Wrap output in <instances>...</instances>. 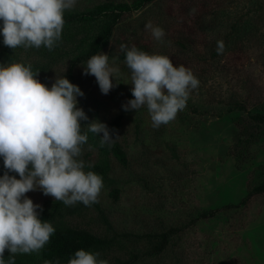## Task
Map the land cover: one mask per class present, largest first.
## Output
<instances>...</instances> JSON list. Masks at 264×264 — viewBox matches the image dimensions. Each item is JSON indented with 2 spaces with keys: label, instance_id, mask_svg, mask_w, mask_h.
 Returning a JSON list of instances; mask_svg holds the SVG:
<instances>
[{
  "label": "rangeland",
  "instance_id": "obj_1",
  "mask_svg": "<svg viewBox=\"0 0 264 264\" xmlns=\"http://www.w3.org/2000/svg\"><path fill=\"white\" fill-rule=\"evenodd\" d=\"M108 1L134 0H78L65 12ZM148 22L165 30L164 43L145 29ZM102 25L89 31L86 42ZM184 40L190 42L186 49ZM218 41L224 44L220 54ZM128 42L167 55L200 82L186 107L159 128L152 127L146 107H122L134 98L131 70L120 57V45ZM59 50L57 57L24 51L16 57L36 66L48 87L56 75L79 85L85 93L79 107L88 116L84 129L96 120L112 129L119 120L120 137L109 147L121 148L129 164L113 161L91 206H65L41 190L28 192L42 206L41 216L58 210L70 226L111 241L101 257L109 264H264V121L256 119L264 116V0H156L124 14L102 51L119 68L107 95L94 76L84 75L87 61L74 64L80 51L72 53L67 43ZM98 153L84 145L80 158L93 165ZM168 232V243L156 252L154 245Z\"/></svg>",
  "mask_w": 264,
  "mask_h": 264
},
{
  "label": "clouds",
  "instance_id": "obj_2",
  "mask_svg": "<svg viewBox=\"0 0 264 264\" xmlns=\"http://www.w3.org/2000/svg\"><path fill=\"white\" fill-rule=\"evenodd\" d=\"M77 2L0 0L3 44L12 49L45 47L52 51L62 38L65 11ZM145 29L164 43L162 27L148 22ZM120 48L131 70L134 97L122 105L123 109L138 111L146 107L154 128L174 120L186 107L190 91L199 86L198 78L186 66H174L167 55L126 44ZM223 50V41H218V54ZM84 65V75L94 76L102 94H109L119 72L109 63V55L100 52ZM37 76L30 65L0 63V159L5 169L0 175V264H15L17 254L39 252L56 232L52 223L40 218L42 206L34 203L28 192L41 190L65 206L78 202L91 206L98 202L103 188L102 176L86 171L92 165L80 158L88 141L81 121L88 120V116L79 107L78 97L85 93L65 75H56L51 87ZM87 130L101 138V147L111 146L120 137L99 120L90 123ZM5 250L10 253L7 262ZM99 256L98 252L79 249L67 264H109Z\"/></svg>",
  "mask_w": 264,
  "mask_h": 264
},
{
  "label": "trees",
  "instance_id": "obj_3",
  "mask_svg": "<svg viewBox=\"0 0 264 264\" xmlns=\"http://www.w3.org/2000/svg\"><path fill=\"white\" fill-rule=\"evenodd\" d=\"M154 1L156 0H134L132 4H129L128 2L108 1L100 4L93 10L78 13L65 12V24L62 33L67 34L63 35L64 38H61L60 41H65L62 42V44L67 43V47L72 49V53H74L75 50L80 51V56L76 59V62L74 63L75 65L80 61H87L91 56L99 54L110 45L113 39L114 28L121 22L124 14L143 10L148 4ZM97 23H103L100 27V31L93 37L91 42H86V37L90 34L89 31H91ZM78 35H83V38L78 39ZM2 41L3 37H0V63L3 64L12 62L25 64L26 62L24 63L16 57L18 51L28 52L29 54L35 53L38 55L57 57L59 56L60 45H62L60 44V41H58L56 47L52 51H49L45 47L36 49L19 46L12 49L5 46ZM187 43L190 42L188 40L181 41L180 46L186 49ZM127 46L131 48L132 44L128 42ZM120 57L125 59V51H121ZM25 65L27 66L28 64ZM31 69L34 73H37L38 71L36 66H31ZM256 119L259 122H263L264 116L258 115ZM119 124V120H116L112 124V129L117 131ZM82 130L87 132L88 135V141L85 145H91L92 147L97 148L99 152L96 162L91 168H89L91 171L101 175L102 178H106L112 171L114 160L122 167L128 166L129 159L127 154L121 148L117 146L109 147L108 145L101 147V139L97 134L84 128ZM4 171L5 169L2 166L0 168V175H3ZM259 192L264 193V184L259 189ZM65 217V214H61L58 210L49 214H43L40 218L52 223L56 228V232L39 252L17 254L15 264H44L46 260L53 261V264H55L56 261H59V264H67L68 259L79 249L94 253L98 252L100 254L99 258L102 259V254L108 252V250L112 248L111 241L89 230L70 226L68 222L64 220ZM171 233L172 232H168L161 236L158 243L154 245L156 252H161L164 249ZM9 255L10 253L8 250H5L4 257L6 262Z\"/></svg>",
  "mask_w": 264,
  "mask_h": 264
}]
</instances>
